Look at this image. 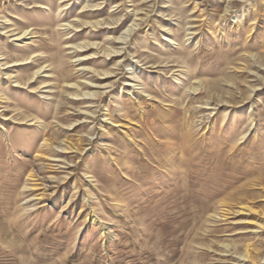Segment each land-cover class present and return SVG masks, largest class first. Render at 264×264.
I'll list each match as a JSON object with an SVG mask.
<instances>
[{
	"label": "rangeland",
	"instance_id": "rangeland-1",
	"mask_svg": "<svg viewBox=\"0 0 264 264\" xmlns=\"http://www.w3.org/2000/svg\"><path fill=\"white\" fill-rule=\"evenodd\" d=\"M0 264H264V0H0Z\"/></svg>",
	"mask_w": 264,
	"mask_h": 264
},
{
	"label": "bare ground",
	"instance_id": "bare-ground-1",
	"mask_svg": "<svg viewBox=\"0 0 264 264\" xmlns=\"http://www.w3.org/2000/svg\"><path fill=\"white\" fill-rule=\"evenodd\" d=\"M24 34H25V33H24ZM24 34H19V35L17 36V41L20 40V39H22V36H23ZM13 65H16V64H13Z\"/></svg>",
	"mask_w": 264,
	"mask_h": 264
}]
</instances>
